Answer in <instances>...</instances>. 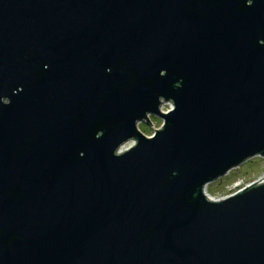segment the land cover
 <instances>
[{
  "label": "water",
  "instance_id": "1",
  "mask_svg": "<svg viewBox=\"0 0 264 264\" xmlns=\"http://www.w3.org/2000/svg\"><path fill=\"white\" fill-rule=\"evenodd\" d=\"M258 157L264 0H0V264H264Z\"/></svg>",
  "mask_w": 264,
  "mask_h": 264
},
{
  "label": "rangeland",
  "instance_id": "2",
  "mask_svg": "<svg viewBox=\"0 0 264 264\" xmlns=\"http://www.w3.org/2000/svg\"><path fill=\"white\" fill-rule=\"evenodd\" d=\"M171 109V104L161 107L163 113H168ZM149 121L152 125L145 122L138 124L139 131L148 138L153 137L156 130H160L163 126V121L159 118L149 117ZM132 145L133 142L126 146L129 148ZM261 179H264V159L258 157L249 160L220 180L209 184L206 187V193L212 200H223Z\"/></svg>",
  "mask_w": 264,
  "mask_h": 264
},
{
  "label": "bare ground",
  "instance_id": "3",
  "mask_svg": "<svg viewBox=\"0 0 264 264\" xmlns=\"http://www.w3.org/2000/svg\"><path fill=\"white\" fill-rule=\"evenodd\" d=\"M126 148H128V147L126 146ZM263 180H264V179H261L260 181H261V182H264ZM205 192H206V189H205Z\"/></svg>",
  "mask_w": 264,
  "mask_h": 264
},
{
  "label": "built area",
  "instance_id": "4",
  "mask_svg": "<svg viewBox=\"0 0 264 264\" xmlns=\"http://www.w3.org/2000/svg\"><path fill=\"white\" fill-rule=\"evenodd\" d=\"M264 181V180H263Z\"/></svg>",
  "mask_w": 264,
  "mask_h": 264
}]
</instances>
